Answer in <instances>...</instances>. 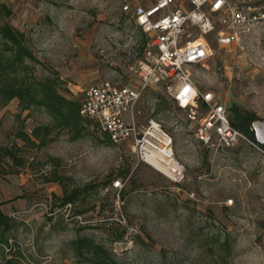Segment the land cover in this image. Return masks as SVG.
<instances>
[{
    "label": "rangeland",
    "instance_id": "obj_1",
    "mask_svg": "<svg viewBox=\"0 0 264 264\" xmlns=\"http://www.w3.org/2000/svg\"><path fill=\"white\" fill-rule=\"evenodd\" d=\"M129 1L0 0L12 10L6 20L27 34L45 64L35 74L56 72L63 93L79 103L89 86L102 81L140 84L148 37L122 10ZM187 34L196 30L189 26ZM208 41L209 70L192 66L195 82L220 94L231 120L255 141L249 122L264 118V69L251 65L249 53L239 56L238 45H218L214 33ZM237 60L240 79L233 74ZM137 106L140 128L153 119L171 135L173 155L185 168L181 182L142 161L133 140L107 142L93 120L86 119L88 130L76 139L51 128L44 145L32 144L19 134L31 136L34 127L51 125L48 116L41 109L21 111L17 99L0 104V148L15 146L21 160L0 165L12 172L1 178V189L26 195L16 211L30 210L24 217L31 228L26 225L28 232L18 239L33 242L54 264H89L71 247L85 237L106 246L118 264H264V156L246 141L217 149L201 144L191 129L197 121L157 86L146 87ZM54 171L68 194L80 191L69 217L49 191L55 182L46 179ZM118 178L122 187L115 189Z\"/></svg>",
    "mask_w": 264,
    "mask_h": 264
},
{
    "label": "built area",
    "instance_id": "obj_2",
    "mask_svg": "<svg viewBox=\"0 0 264 264\" xmlns=\"http://www.w3.org/2000/svg\"><path fill=\"white\" fill-rule=\"evenodd\" d=\"M122 10L131 14L148 37L145 55L139 62L140 84L117 86L102 81L91 85L80 102L79 114L96 122L115 144L133 140L135 152L145 162L151 151L162 144L172 147L173 142L171 135L153 119L144 128L138 125L137 104L146 87L157 86L187 112L191 121H197L194 138L201 144L217 149L246 141L264 156V146L249 139L233 124L218 93L199 88L191 71L194 65L209 70L213 55L208 41L211 33L218 45H238L239 56L249 53L253 56L249 60L251 65L264 69V0H185L184 4L177 0H156L150 6L131 0ZM189 26L196 30L195 36L187 34ZM233 74L237 79L243 77L240 60L234 62ZM177 164L179 168L172 180L179 183L185 168L178 161ZM112 187L120 189L121 179L113 180ZM71 206L70 202L63 206L66 217ZM29 211L15 210L9 217L30 229L31 224L24 217ZM52 213L54 210L50 209L48 215ZM75 218L84 223L80 215ZM14 243L18 244L25 264H54L52 256L39 254L33 242L24 245L9 237L0 247L9 253Z\"/></svg>",
    "mask_w": 264,
    "mask_h": 264
},
{
    "label": "trees",
    "instance_id": "obj_3",
    "mask_svg": "<svg viewBox=\"0 0 264 264\" xmlns=\"http://www.w3.org/2000/svg\"><path fill=\"white\" fill-rule=\"evenodd\" d=\"M12 10L5 3L0 2V104L4 105L13 99L18 100V108L21 111L30 109H41L50 119L51 125L34 127L31 136L20 133V137L32 144L41 146L46 143V137L51 128L66 129L72 134V138H78L84 131L88 130L87 118L79 114V101L65 95L61 88V79L57 73L50 71L49 74L37 76L36 67H45V64L35 53L30 44L27 34L8 22ZM233 122V121H232ZM234 125L235 122H233ZM107 142H110L108 135ZM33 137L34 139H31ZM17 148L7 146L0 148V165H20L21 160L15 154ZM4 168L0 169V179L7 174ZM63 177L54 171L52 178L46 181L57 182L62 187V195L54 196L62 205L72 202L80 195L78 189L69 194L63 185ZM3 203L0 202V206ZM23 222L16 221L5 214L0 208V243H5L9 237L19 240L16 236H10L13 229ZM71 247L75 256L82 258L89 264H118L112 252L103 244L96 243L91 238H79L72 242ZM4 252V250H3ZM0 258V263L12 264L22 262V254L17 243L12 250Z\"/></svg>",
    "mask_w": 264,
    "mask_h": 264
},
{
    "label": "crops",
    "instance_id": "obj_4",
    "mask_svg": "<svg viewBox=\"0 0 264 264\" xmlns=\"http://www.w3.org/2000/svg\"><path fill=\"white\" fill-rule=\"evenodd\" d=\"M218 95L220 96V94H218ZM191 129L193 131V137H194L196 126L194 129L193 128H191ZM176 151H178V149H176ZM7 177L8 176L6 175L4 178H7ZM49 191H51L50 193H53V194L58 195V196L62 195V189L57 182L54 183V185L51 187V190H49ZM0 202L3 203L0 206V208L2 209V211L5 214H7L9 216L10 213L12 211L17 210L18 207L19 208L23 207V205L26 203V195H22L20 192H19V194L8 195L7 192H4L3 189H1V179H0ZM28 230L29 229L26 225H19L13 229V231L10 233V236H16L17 238L20 237L22 240L23 234H26L28 232ZM3 257H5V254L3 252V249L0 247V258L2 259Z\"/></svg>",
    "mask_w": 264,
    "mask_h": 264
},
{
    "label": "bare ground",
    "instance_id": "obj_5",
    "mask_svg": "<svg viewBox=\"0 0 264 264\" xmlns=\"http://www.w3.org/2000/svg\"><path fill=\"white\" fill-rule=\"evenodd\" d=\"M172 153L171 146L162 144L158 150L151 151L144 160L158 172L173 179L179 166Z\"/></svg>",
    "mask_w": 264,
    "mask_h": 264
},
{
    "label": "water",
    "instance_id": "obj_6",
    "mask_svg": "<svg viewBox=\"0 0 264 264\" xmlns=\"http://www.w3.org/2000/svg\"><path fill=\"white\" fill-rule=\"evenodd\" d=\"M249 124L253 131L254 140L264 146V118H253L250 120Z\"/></svg>",
    "mask_w": 264,
    "mask_h": 264
},
{
    "label": "flooded vegetation",
    "instance_id": "obj_7",
    "mask_svg": "<svg viewBox=\"0 0 264 264\" xmlns=\"http://www.w3.org/2000/svg\"><path fill=\"white\" fill-rule=\"evenodd\" d=\"M249 128H250V130L252 131L251 127H249Z\"/></svg>",
    "mask_w": 264,
    "mask_h": 264
}]
</instances>
